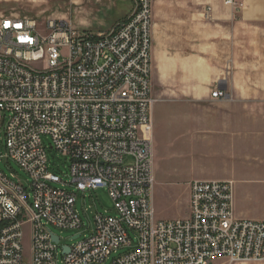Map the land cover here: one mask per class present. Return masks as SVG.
Here are the masks:
<instances>
[{
	"label": "built area",
	"instance_id": "obj_1",
	"mask_svg": "<svg viewBox=\"0 0 264 264\" xmlns=\"http://www.w3.org/2000/svg\"><path fill=\"white\" fill-rule=\"evenodd\" d=\"M235 12L245 0H224ZM111 32L67 21L0 19L3 158L27 176L0 171V264H211L264 262V220L238 218L234 183L195 180L191 215L160 220L153 206V0ZM213 99L225 92L217 89ZM71 161L77 191L106 188L117 216L97 214L92 235L61 246L51 231L78 230L77 196L56 187L42 138ZM60 241L56 244L52 235ZM30 256L28 257V244ZM64 247L70 252L65 253Z\"/></svg>",
	"mask_w": 264,
	"mask_h": 264
},
{
	"label": "rangeland",
	"instance_id": "obj_2",
	"mask_svg": "<svg viewBox=\"0 0 264 264\" xmlns=\"http://www.w3.org/2000/svg\"><path fill=\"white\" fill-rule=\"evenodd\" d=\"M137 0H0V19L18 15L36 19L44 30L50 20L67 21L79 31L94 34L111 32L135 11ZM153 0V11L167 3L171 16L187 19L194 10L196 39L205 37L213 22L209 15L222 0ZM167 1V2H165ZM165 2V3H164ZM222 6L221 8H223ZM228 12L226 21L232 43L227 48L230 86L222 99L212 96L168 97L152 81L155 103L153 122V172L156 183L153 206L157 219L172 221L191 215L190 184L195 180H227L234 183L235 214L241 219L264 220V16L254 17V8ZM253 12V14H251ZM188 27V31H190ZM236 41V42H234ZM198 43V40H197ZM201 44H206L205 38ZM203 76L207 53L199 52ZM232 84V85H231ZM214 92V91H212ZM167 93V92H166ZM212 94V93H211ZM49 170L62 180L56 187L77 196L76 209L81 216L78 230L51 231L61 238V246H73L92 235L95 216H117L115 204L106 188L86 193L77 191L70 176L71 161L53 148L50 137L42 138ZM3 134L0 130V171L9 179L28 176L12 161L3 158ZM78 234L80 239L72 240ZM28 257L30 256L29 242ZM126 250L112 256L104 264ZM62 263V253L59 262ZM211 264H264L218 259Z\"/></svg>",
	"mask_w": 264,
	"mask_h": 264
},
{
	"label": "crops",
	"instance_id": "obj_3",
	"mask_svg": "<svg viewBox=\"0 0 264 264\" xmlns=\"http://www.w3.org/2000/svg\"><path fill=\"white\" fill-rule=\"evenodd\" d=\"M219 2L215 11L213 8L209 15L213 22L204 23L208 27L203 37L207 41L206 44L200 43L203 38L195 37L194 27L196 20L199 19L194 10L188 12L185 20L171 16L169 8L171 6L167 3L159 6L158 13L153 11L152 81L160 85L166 94L164 96L200 98L211 96L212 91L217 89L228 91L230 82L227 78L230 65L227 48L233 40H228L229 33L225 21L228 12H224L223 9L227 7L224 5V0ZM245 2L246 6L250 4L254 8V17L264 16V0H245ZM222 6L224 7L221 8ZM202 50L207 53L205 76L198 61L202 57L199 53Z\"/></svg>",
	"mask_w": 264,
	"mask_h": 264
},
{
	"label": "water",
	"instance_id": "obj_4",
	"mask_svg": "<svg viewBox=\"0 0 264 264\" xmlns=\"http://www.w3.org/2000/svg\"><path fill=\"white\" fill-rule=\"evenodd\" d=\"M79 237H80V234L74 236V237L72 238V240H76V239H78ZM52 238H53V240H54V242H55L56 244L59 243L60 239H59L56 235L53 234V235H52ZM64 252H65V253H69V252H70V248H69V247H64Z\"/></svg>",
	"mask_w": 264,
	"mask_h": 264
}]
</instances>
